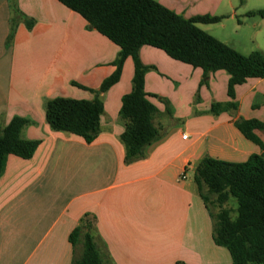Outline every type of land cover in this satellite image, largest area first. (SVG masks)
I'll return each instance as SVG.
<instances>
[{
    "label": "crops",
    "instance_id": "crops-1",
    "mask_svg": "<svg viewBox=\"0 0 264 264\" xmlns=\"http://www.w3.org/2000/svg\"><path fill=\"white\" fill-rule=\"evenodd\" d=\"M155 1L185 19L223 16L197 27L233 49L246 20L258 16L247 13L264 11V0H249L256 7L248 0ZM253 26L248 40L261 31ZM119 52L58 0H0V130L24 118L21 138L40 142L31 159L7 155L0 172V264H72L83 244L72 245L70 235L86 224L104 264H232L214 241L215 213L194 175L206 157L242 163L264 154L234 123L264 122V79L236 86L238 109L214 115L212 104L230 100L225 71L204 80L201 69L143 46L160 137L142 160L126 164L120 109L132 90L131 58L119 82L98 94L104 112L92 143L53 131L45 118L54 98L94 100ZM255 133L264 144V131Z\"/></svg>",
    "mask_w": 264,
    "mask_h": 264
},
{
    "label": "trees",
    "instance_id": "trees-1",
    "mask_svg": "<svg viewBox=\"0 0 264 264\" xmlns=\"http://www.w3.org/2000/svg\"><path fill=\"white\" fill-rule=\"evenodd\" d=\"M58 1L81 15L90 27L117 45L120 52L113 63L114 73L102 82L98 91H94L97 94L94 100L54 98L46 105V121L55 132L69 133L92 143L100 133L104 112L98 94L119 82L125 61L131 58L134 64L132 90L122 98L120 109V117L125 121V131L120 139L126 150V164L142 160L146 147L160 137L159 129L154 126L157 108L145 91L148 68L139 57L143 46L154 47L176 61L201 69L204 80L211 73L225 71L229 75L230 100L212 104L214 115L238 109L236 86L248 79H264L263 52L243 55L197 27V24L220 23L223 16L185 19L155 0ZM255 15L264 17V11L247 13L248 17ZM26 123V119L15 117L0 130V172L7 155L28 160L36 152L39 141L21 138ZM234 123L246 139L264 151V144L255 133L264 131V122L238 119ZM194 180L206 203L210 202V195L215 196L219 211L212 214L213 238L217 245L229 251L232 264H264V154L252 155L242 163L206 157L198 165ZM230 199L237 204L235 219L231 217V210L225 207ZM91 229V225L86 224L70 235L72 245L79 239L83 244L81 257L72 264H104Z\"/></svg>",
    "mask_w": 264,
    "mask_h": 264
},
{
    "label": "rangeland",
    "instance_id": "rangeland-1",
    "mask_svg": "<svg viewBox=\"0 0 264 264\" xmlns=\"http://www.w3.org/2000/svg\"><path fill=\"white\" fill-rule=\"evenodd\" d=\"M257 4L251 3L249 0L247 2L248 7H256ZM243 10V9H242ZM254 25H257L261 28V31L257 35L256 40L250 39L248 40L250 34L252 31H254ZM242 42L239 46H235L234 49H236L238 52H240L243 55H250L251 53L255 51H261L264 53V21L261 16H256L255 18H249L246 20V27L244 28V31L242 32ZM207 193V191L205 190ZM210 199V205L212 208V211L216 214L219 209L217 208V205L215 204V196H209ZM214 200V201H213ZM225 207L231 210V217L235 219L236 217V201L234 199H230L226 204Z\"/></svg>",
    "mask_w": 264,
    "mask_h": 264
},
{
    "label": "built area",
    "instance_id": "built-area-1",
    "mask_svg": "<svg viewBox=\"0 0 264 264\" xmlns=\"http://www.w3.org/2000/svg\"><path fill=\"white\" fill-rule=\"evenodd\" d=\"M183 138H186V135H184Z\"/></svg>",
    "mask_w": 264,
    "mask_h": 264
}]
</instances>
